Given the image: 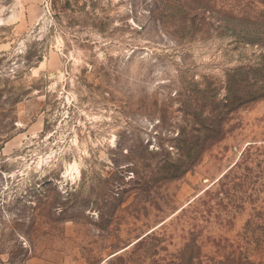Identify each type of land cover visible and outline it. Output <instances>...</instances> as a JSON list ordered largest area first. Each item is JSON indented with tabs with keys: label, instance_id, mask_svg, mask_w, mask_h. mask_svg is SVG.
<instances>
[{
	"label": "rangeland",
	"instance_id": "1",
	"mask_svg": "<svg viewBox=\"0 0 264 264\" xmlns=\"http://www.w3.org/2000/svg\"><path fill=\"white\" fill-rule=\"evenodd\" d=\"M242 66L264 0H0V264H264V100L141 180L219 135Z\"/></svg>",
	"mask_w": 264,
	"mask_h": 264
},
{
	"label": "trees",
	"instance_id": "2",
	"mask_svg": "<svg viewBox=\"0 0 264 264\" xmlns=\"http://www.w3.org/2000/svg\"><path fill=\"white\" fill-rule=\"evenodd\" d=\"M245 32L246 36L253 34L241 27V33ZM224 90L225 96L221 102L223 118L219 125V135H208L213 132L209 128L206 135L178 133L172 147L176 156L169 153L163 160L154 165H148L146 176L141 179L143 183L154 182L162 185L164 182L177 180L190 172L201 161L207 148L226 136L224 124L233 112L264 100V66L261 68L242 66L227 72L224 76ZM207 120L205 118L204 122Z\"/></svg>",
	"mask_w": 264,
	"mask_h": 264
}]
</instances>
